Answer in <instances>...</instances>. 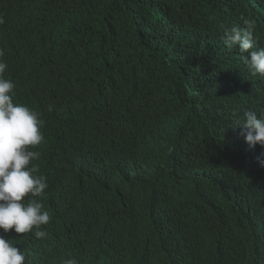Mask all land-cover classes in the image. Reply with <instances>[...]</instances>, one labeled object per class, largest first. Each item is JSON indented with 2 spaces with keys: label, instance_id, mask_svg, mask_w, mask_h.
I'll use <instances>...</instances> for the list:
<instances>
[{
  "label": "trees",
  "instance_id": "1",
  "mask_svg": "<svg viewBox=\"0 0 264 264\" xmlns=\"http://www.w3.org/2000/svg\"><path fill=\"white\" fill-rule=\"evenodd\" d=\"M244 20L264 48V0H0L48 183V236L5 234L25 264H264V147L239 135L264 77L220 27Z\"/></svg>",
  "mask_w": 264,
  "mask_h": 264
},
{
  "label": "clouds",
  "instance_id": "2",
  "mask_svg": "<svg viewBox=\"0 0 264 264\" xmlns=\"http://www.w3.org/2000/svg\"><path fill=\"white\" fill-rule=\"evenodd\" d=\"M2 22V21H0ZM224 44L228 50L238 47L243 63L252 75L264 77V48L254 47L255 26L244 20V26L221 25ZM3 52L0 51V57ZM8 65L0 60V264H25L26 255L11 240L5 238L9 230L16 234L33 233L37 239L48 236L43 225L51 217L43 211V204L36 198L48 187L46 177L35 175L38 171L31 162L39 158V152L29 150L43 142L41 121L35 111L13 102L14 83L4 78ZM239 135L249 148L264 147V116L253 111L244 112V122ZM29 197L28 199H25ZM63 264H79L68 258Z\"/></svg>",
  "mask_w": 264,
  "mask_h": 264
}]
</instances>
